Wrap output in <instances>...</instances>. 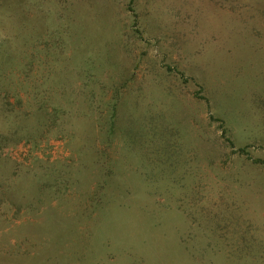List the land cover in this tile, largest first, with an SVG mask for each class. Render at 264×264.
<instances>
[{
	"label": "rangeland",
	"instance_id": "rangeland-1",
	"mask_svg": "<svg viewBox=\"0 0 264 264\" xmlns=\"http://www.w3.org/2000/svg\"><path fill=\"white\" fill-rule=\"evenodd\" d=\"M255 159L264 0H0V264H264Z\"/></svg>",
	"mask_w": 264,
	"mask_h": 264
},
{
	"label": "trees",
	"instance_id": "trees-1",
	"mask_svg": "<svg viewBox=\"0 0 264 264\" xmlns=\"http://www.w3.org/2000/svg\"><path fill=\"white\" fill-rule=\"evenodd\" d=\"M212 119L213 120H219L220 121V126L221 127L223 126V123L221 122L220 119H217V118H214V117H212ZM222 136L225 137L226 142L232 147V151H231L232 153L240 152L242 154H246V155L248 154V152L244 148L234 149L233 148L234 147V142L231 140L230 137L225 136V131L223 132ZM255 162L256 163H260V162L264 163V160L263 159H255Z\"/></svg>",
	"mask_w": 264,
	"mask_h": 264
}]
</instances>
